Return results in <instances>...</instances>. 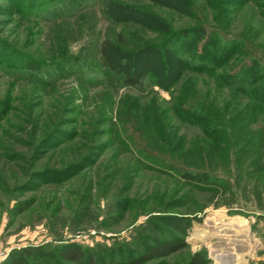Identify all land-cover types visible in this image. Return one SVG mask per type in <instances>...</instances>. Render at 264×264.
Returning a JSON list of instances; mask_svg holds the SVG:
<instances>
[{
  "label": "rangeland",
  "instance_id": "rangeland-1",
  "mask_svg": "<svg viewBox=\"0 0 264 264\" xmlns=\"http://www.w3.org/2000/svg\"><path fill=\"white\" fill-rule=\"evenodd\" d=\"M104 40L152 63L144 88L108 71ZM158 242L138 264L264 262V0H0V264L68 243L127 263Z\"/></svg>",
  "mask_w": 264,
  "mask_h": 264
},
{
  "label": "trees",
  "instance_id": "trees-1",
  "mask_svg": "<svg viewBox=\"0 0 264 264\" xmlns=\"http://www.w3.org/2000/svg\"><path fill=\"white\" fill-rule=\"evenodd\" d=\"M143 14H140V17ZM147 19H150V15L146 14ZM195 33L199 37H204L209 33L205 27H198ZM100 53L105 64V67L113 76H119L125 86L142 89L146 82H148L151 71L152 63L149 60H143L140 63H136V58L131 57L130 52L121 48L120 45L110 41L104 40L100 46ZM32 66V65H30ZM248 76V74L246 73ZM229 80L236 83V88L244 89V85L247 84L248 78H235L233 79L229 75ZM246 86V85H245ZM258 97L257 94H253ZM187 104L183 109V115H181L185 121L196 123L200 121H207V113L201 110H195L197 106ZM189 104V105H188ZM196 105L205 106V110H210L213 119L220 118L219 111L211 107H206L204 103H197ZM204 110V109H203ZM196 115L195 117H193ZM199 116V117H197ZM183 177L191 183L202 185L209 190H215L219 194H229V188L226 185H219L210 181L206 173L201 174L200 172L193 173L191 171H185ZM225 196V195H224ZM187 223V221H186ZM185 223V225H186ZM167 245L163 243H156L153 247H150L141 258L127 262V263H113L112 260L108 263L101 261L96 256V253L92 248H83L74 243L57 245L55 249L48 250L43 245H31L24 246L19 249L15 254L10 255L7 264H138L140 261H145L151 258L160 257L167 253ZM30 262V263H29ZM187 264H201V257L199 254H195ZM261 264H264L262 262Z\"/></svg>",
  "mask_w": 264,
  "mask_h": 264
},
{
  "label": "bare ground",
  "instance_id": "bare-ground-1",
  "mask_svg": "<svg viewBox=\"0 0 264 264\" xmlns=\"http://www.w3.org/2000/svg\"><path fill=\"white\" fill-rule=\"evenodd\" d=\"M238 218V217H237ZM240 220H242L241 218H239Z\"/></svg>",
  "mask_w": 264,
  "mask_h": 264
}]
</instances>
